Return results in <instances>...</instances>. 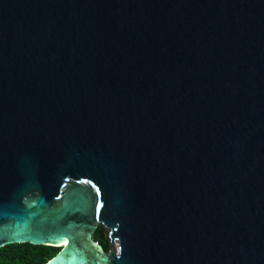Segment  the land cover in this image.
Returning <instances> with one entry per match:
<instances>
[{
  "label": "water",
  "instance_id": "95a60500",
  "mask_svg": "<svg viewBox=\"0 0 264 264\" xmlns=\"http://www.w3.org/2000/svg\"><path fill=\"white\" fill-rule=\"evenodd\" d=\"M22 242L264 264V0H0V248Z\"/></svg>",
  "mask_w": 264,
  "mask_h": 264
},
{
  "label": "trees",
  "instance_id": "16d2710c",
  "mask_svg": "<svg viewBox=\"0 0 264 264\" xmlns=\"http://www.w3.org/2000/svg\"><path fill=\"white\" fill-rule=\"evenodd\" d=\"M104 228L100 225L94 233L105 249H110V243L104 238ZM61 246L32 244L29 242L12 243L0 248V264H44L52 258Z\"/></svg>",
  "mask_w": 264,
  "mask_h": 264
},
{
  "label": "rangeland",
  "instance_id": "374dc122",
  "mask_svg": "<svg viewBox=\"0 0 264 264\" xmlns=\"http://www.w3.org/2000/svg\"><path fill=\"white\" fill-rule=\"evenodd\" d=\"M101 226L104 228V230H105V232H104V238L105 239H107L108 241H109V243H110V237H109V228H107V227H104L102 224H101ZM113 248V249H115L116 250V248H117V245L116 244H114V245H111L110 244V248Z\"/></svg>",
  "mask_w": 264,
  "mask_h": 264
},
{
  "label": "bare ground",
  "instance_id": "6f19581e",
  "mask_svg": "<svg viewBox=\"0 0 264 264\" xmlns=\"http://www.w3.org/2000/svg\"><path fill=\"white\" fill-rule=\"evenodd\" d=\"M100 223H103V222H100ZM109 229H110V228H109ZM114 244L118 245V244H117V241H115V242L113 243V245H114ZM116 249H117V248H116ZM114 251H115V250H114Z\"/></svg>",
  "mask_w": 264,
  "mask_h": 264
}]
</instances>
